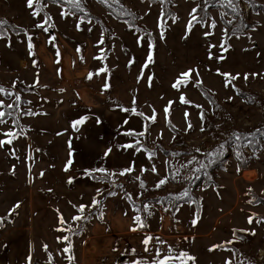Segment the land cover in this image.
Wrapping results in <instances>:
<instances>
[{
	"label": "rangeland",
	"instance_id": "rangeland-1",
	"mask_svg": "<svg viewBox=\"0 0 264 264\" xmlns=\"http://www.w3.org/2000/svg\"><path fill=\"white\" fill-rule=\"evenodd\" d=\"M171 2L174 14L163 22L161 2L119 0L121 8L139 16L136 22L145 32L118 20L99 0H83L82 10L99 16L103 28L75 14L62 15L68 13L65 4L47 3V12L34 16L35 3L29 8L27 0H0V20L13 19L23 29L14 33L3 25L8 35L0 38L5 90L0 111L12 113L0 124V140L8 139V131L18 133L0 147V264H152L170 249L177 256L188 253L195 264H264V137L259 134L264 130V0H237L239 16L254 25L228 39L225 19L233 17L224 16L223 4L203 7L202 20L199 0ZM194 8L201 22L194 21L189 31ZM189 69L199 76L194 71L187 85L173 88ZM220 73L239 78L226 87ZM197 80L215 93L216 108ZM238 88L247 96L239 95ZM182 94L190 103H181ZM203 112L215 120V132L205 131ZM153 115L154 121L148 119ZM81 117L87 119L73 129L72 122ZM172 127L181 133L176 144ZM129 131L145 135L130 136ZM234 134L253 140L255 149L244 139L237 144ZM137 140L136 147L143 146L139 152L122 147ZM221 145L219 185L193 188L204 164L202 152ZM69 159L72 164L65 170ZM129 166L133 172L119 175ZM101 167L117 175L109 180L97 178L103 173L94 172L95 178L86 174ZM160 179L167 182L157 188ZM185 190L189 195L182 197ZM251 191L255 203H249ZM199 193L204 197L198 207L194 196ZM94 198L98 205H92ZM81 204L87 206L84 213L77 210ZM60 215L72 225L71 232L57 231L68 227ZM76 215L84 218L72 221ZM136 215L146 227L137 226ZM238 229L255 233L251 242L236 237ZM63 236H69V253L62 251L69 243L58 239ZM149 236L159 241H150L146 252L143 240Z\"/></svg>",
	"mask_w": 264,
	"mask_h": 264
},
{
	"label": "snow or ice",
	"instance_id": "snow-or-ice-1",
	"mask_svg": "<svg viewBox=\"0 0 264 264\" xmlns=\"http://www.w3.org/2000/svg\"><path fill=\"white\" fill-rule=\"evenodd\" d=\"M54 2L59 3L60 0H54ZM63 2L67 3V4L70 6V9H71L72 11L69 12V13H64V12H62V13H61L62 15H65V14H75V12L82 11V3H83V0H63ZM105 2H106V0H105ZM116 2L118 3L119 0H116ZM34 3L37 5L36 10L33 12V15L35 16V15H39L40 12L43 11V8L46 7V5L41 4V0H27V6H28L29 8H32ZM223 3H225V4H226L229 8H231L233 11L236 10V4L234 3V0H223ZM195 13H196V9L194 8V9H192V13H190V15H191V19L189 20L188 25H187V28H188L189 31H191V29H192V27H193V22H194V21L197 22V23L201 22V18H198V17L195 15ZM222 15H223V14H222ZM48 19H50V18H46L45 21H44V23H47V22H48ZM228 23H231V21H228ZM5 24H7V21H6V20H0V38L6 36V34H7V33L3 30V25H5ZM215 26H216V25H215V21H213L212 24H211V27L214 28ZM37 27L43 28L44 31H47V28H44V25H43V24H38ZM78 27H79V26H78ZM160 27L162 28V27H163V24H161ZM205 35H206V36H207V35H211V33H210V32H205ZM161 38H163V32H161ZM29 39H31V38H29ZM100 43H103V39H101ZM31 47H32V44L29 43V48H31ZM150 47H151V45H150ZM213 47H215V45H214ZM220 47H221L222 49H224L225 51L227 50L226 48H224V43H223V42L220 44ZM210 58H211V56H210ZM219 59H223V57L221 56V57H219ZM151 61H152V56H151V53H149V56H148V62L150 63ZM146 66H147V65H145V67H146ZM100 71L103 72V71H106V69H101ZM194 71L196 72V76L198 77V76H199L198 71H196V70H194V69H189L188 71L183 72V73L180 74V77H178L177 80L175 81V83L172 85L173 88H175V89L178 90L182 84L187 85V83H188L189 80L191 79L192 73H193ZM217 71L219 72V70H217ZM97 74H99V73H97ZM220 75H222V76H224V77L226 78V84H225L226 87L231 83L232 80H235V79H238V78H239V74H237L236 76H232L230 73H220ZM91 76H92V74L90 73L88 78L91 79ZM244 79H248V74H245V75H244ZM37 82H38V81H37ZM196 83H200V81L197 80ZM108 87H109V85H108L107 83H105V84H104V88L106 89V88H108ZM4 91H5V90L3 89V87L0 86V92H4ZM61 91H63V90H61ZM9 95H11V93H9ZM228 99L231 100L232 97H228ZM16 100H17V101L20 100V96H19L18 94H17V96H16ZM180 101H181V103H184V104H188V103H190V101H188V100L185 98V96H184L183 94L180 96ZM171 103H172V102L170 101V102H169V105H171ZM2 105H3V102L0 101V106H2ZM7 107L11 108L12 105H8ZM196 107H197V108H200V107H202V106H200V105H196ZM124 111H130V110H129V109H124ZM133 111H134V110H133ZM27 114L32 115L33 113H32L31 111H29ZM5 115L11 116L12 113H11V112L5 113L4 111H0V124H5V123H6V121L4 120ZM139 115H143V113H139ZM165 115H166V117H167V115H168V106L165 107ZM184 115H185V118H187L188 113L185 112ZM200 118H201V120L204 119L203 113H201ZM86 119H87V117H81L80 119H77V120L73 121V122H72V127H73V129L78 130V126L81 125V124H83V123L85 122ZM148 119H151V120L154 121V120H155V115H153L152 117H149ZM14 123H17V121H14ZM125 123H127V121H125ZM188 127H189V128L192 127L190 123L188 124ZM201 130L203 131L204 129L201 128ZM126 134H127V135H130V136H144V135H145V132L142 131V132L136 133V132H134V131H129V132L126 133ZM4 135L7 136L8 139H7V140H0V147H2V146H3L4 144H6V143H7V144H11V143H12V140L15 139V138H17L18 133H14V132H12V131H8V132L4 133ZM234 138H235V141L237 142V144H239V142H240L242 139H246V137H242V136L239 135V134H234ZM251 143H252V141H251V140H248V144L245 145V146H248V145H250ZM137 144H139V141H138V140L136 141V144L129 143V144L123 145L122 147H124V148H135V150H136L137 152H139V151H141V150L143 149V146L141 145L140 147H136ZM222 148H223V145H221V146H220V149L217 150L215 153H209L208 155H209V156L218 155V154H219V151L222 150ZM144 150L147 151L146 149H144ZM108 151L110 152L111 150L109 149ZM197 151H200V150L197 149ZM105 155L107 156V155H108V152H106ZM154 155H155L154 152H153V153H150V154H149V158H151V156H154ZM174 155H178V154H174ZM239 155H240V154L238 153V157H239ZM70 156H71V153H70ZM195 159H196V158L193 157V160H195ZM211 162H212V161L210 160L209 163H211ZM188 163L191 164V163H192V160L188 161ZM71 164H72V160L69 159V160H68V164H67L65 170H67V167L70 166ZM184 167H187V165H184ZM200 167H201V168H204V167H206V165L201 164ZM85 171H86V174L89 175V176H91L94 172L103 173L104 175L101 176V177H97L98 179H105V178H107V179L111 180V177H112V176L117 175L116 173L109 172L107 169L102 168V167H101V168L92 169V170H85ZM133 171H134V168H133L132 166H129L128 168H124V169H122V170L119 172V175L123 176V175L129 174V173H131V172H133ZM142 171H143V169H142ZM151 171L156 172L157 169L153 166L152 169H151ZM197 171H199V169H197ZM137 179H139V177H137ZM173 179H175V176H173ZM69 182H71V180H70ZM166 182H167L166 179H160L159 182L156 184V187L159 188L161 185L165 184ZM141 187H144L143 182H141ZM109 194H110V195H115L114 192L109 193ZM188 195H189V192H188L187 190H185L184 192L181 193V196H182V197H186V196H188ZM249 203H251V201H249ZM98 204H99V201L96 200V199L94 198L93 201H92V205H98ZM16 207H19V205H16ZM74 207H76V206H74ZM86 207H87V206L81 204V205L78 206V209H77V210H78L79 213H84ZM13 210H14V209H13ZM145 210H147V206H145ZM83 218H84V217H83L82 215H76V216H73V217H72V221H79V220H81V219H83ZM101 218H103V213H102V212H101ZM59 220H60V223H61L62 225L67 223V224H68V227H67L66 229H65V228H58L57 231H69V232L72 231V225H71L70 223H68V222L64 219V217H63L62 215H60ZM134 221H135V223L137 224L138 227H140V228H144V227H146L145 223H144L143 220L141 219V216L136 215V216L134 217ZM196 222H197V220L194 219V220L192 221L193 225H195ZM248 222H249V223H252V217H249ZM131 230H132V231H136V228H133V229H131ZM235 231H236V230H234V232H235ZM252 234L254 235L255 233H252ZM58 239H62V240H64V241H69L68 246L62 249V251H63L64 253H69V252L71 251V247H72V246H71V242H70V240H69V236H63V237L58 238ZM153 239H156V240L159 241V238H154V237H150V236H149V237H146V238L143 240V243H144L145 246H146V247H145V251H146V252L149 251V248L147 247V245H148L149 242L152 241ZM160 242L163 243V241H160ZM227 243H231V241H228ZM215 247H222V245H220V246H215ZM45 250L47 251V246H46V245H45ZM159 252H160V250L157 249V255H159ZM49 255H50V254H49ZM50 259H51V255H50ZM68 259H69V261L71 262V260L73 259V257H72V256H68ZM174 259H180V260H181V264H184L185 259H187V260H192V261H193V264H195V258L189 256L188 253L182 251V252H180L179 255L177 256V255L172 254L171 249L169 250V255L163 257V259H160V260H156V259H154V260L152 261V264H170V262H171L172 260H174ZM29 260H30V258H29ZM145 264H146V262H145ZM226 264H231V261H226Z\"/></svg>",
	"mask_w": 264,
	"mask_h": 264
},
{
	"label": "trees",
	"instance_id": "trees-1",
	"mask_svg": "<svg viewBox=\"0 0 264 264\" xmlns=\"http://www.w3.org/2000/svg\"><path fill=\"white\" fill-rule=\"evenodd\" d=\"M100 3L110 12L112 13L118 20H121L123 22H125L128 26L133 27L135 29H138L140 31H142L141 29H143L145 32H147V29H145V27L140 23V22H136V20H139V16H134V14L132 12H130L127 8H121L119 6V2L117 3L116 1L113 0H99ZM152 3H158L161 2L163 4V16H162V20L164 22L165 18L167 19L169 16H171L172 14H174V12L172 11V9H170L169 4H171V0H149ZM43 5H46L47 3H57L54 2V0H43ZM200 4L198 7V13L202 16L203 13V7H207L211 8L213 6H222L221 4H223V8L225 10V15L224 16H230L233 17V19L231 20H227L225 19V23L227 25V30H226V38L228 39V37H230L231 35H242L248 32V29L253 28L254 23L252 22H248L245 20V18L239 16L240 13L238 11V7H237V0H234V3L236 4V10L233 11L231 8H229L225 3H223V0H208V1H204V0H199ZM59 4H65L66 5V11L69 13L72 10L70 9V6L63 2V0H60ZM252 6L254 7V9H257L258 6H256L253 2H252ZM44 14L47 12L46 10L42 11ZM75 15H78L80 17V19L90 22V21H95V22H99L101 25V21H100V17L97 15H93L90 13H87L85 10L82 11H78L75 12ZM225 18V17H224ZM203 16H202V20H203ZM7 24L5 25H10V30L14 33H18L20 31H23V29H21L20 27L16 26L15 23L13 22V19L7 20ZM228 21H231V23H228ZM104 26L102 25V28ZM6 28H3V30L6 32L5 30ZM143 31V32H144ZM7 33V32H6ZM8 33L6 34L7 37ZM1 86V85H0ZM4 89V86H2ZM24 87V86H23ZM198 88L199 90L203 93L204 97L206 99H208L211 104L216 108L218 106V100L216 99V95L213 91H211L208 87H206L205 85L198 83ZM25 89H28L25 87ZM237 93L239 95H242L243 97L247 96V91L241 88H238ZM254 93V92H253ZM256 94V93H254ZM10 96V95H9ZM8 97V95L6 96ZM249 101V100H248ZM250 102V101H249ZM16 106H18L17 103H15ZM217 105V106H216ZM6 108V107H5ZM18 110V109H17ZM8 108L5 109V113H7ZM8 115H5L4 120L7 119ZM203 123H204V129L206 132L209 133H213V131L215 132V120L207 113V112H203ZM7 117V118H6ZM174 133H175V137H174V143L176 144L181 137V133L180 130H178L175 127H172ZM264 130H261V132H259L261 137H264ZM250 140L248 137H246V139H244V141ZM253 141V140H251ZM244 142H241V145ZM254 142H252L250 145H252V147L255 149V145L253 144ZM248 144V143H247ZM183 145L185 146V144L183 143ZM165 153H171V151L167 150V148H163ZM217 149H215L214 151L216 152ZM194 152H198L197 150H193ZM214 151H212V153H215ZM211 152H202L201 155H205L204 158V165H206V167L204 168H199V171H196V175L194 176V187H200L201 185L203 186H209V185H219V182L217 180L218 177V170H220V168L222 167V154H218V155H214V156H209L208 154ZM226 153V152H225ZM212 161L211 163H209V161ZM197 161V160H196ZM201 165V164H200ZM93 178H95L94 174L91 175ZM251 195V202L255 203L257 202V198L256 195L253 191L249 192ZM194 202L196 203V205L199 207V204L201 202V198L200 196H194ZM168 201H165V203ZM235 235L238 238H241L243 240H246L248 242H251V239L253 238L254 235L246 232L245 230L242 229H238L235 231ZM37 264H40L39 261L36 262ZM44 264V263H43Z\"/></svg>",
	"mask_w": 264,
	"mask_h": 264
},
{
	"label": "crops",
	"instance_id": "crops-1",
	"mask_svg": "<svg viewBox=\"0 0 264 264\" xmlns=\"http://www.w3.org/2000/svg\"><path fill=\"white\" fill-rule=\"evenodd\" d=\"M60 139H62V138H60ZM62 141H63V140H60V142H62ZM27 147H28V149H30V145H28ZM43 149H46V147H43ZM198 195H199L200 197L202 196L201 198L204 197L203 195H201V193H199ZM203 202H204V199L202 200V203H203Z\"/></svg>",
	"mask_w": 264,
	"mask_h": 264
}]
</instances>
